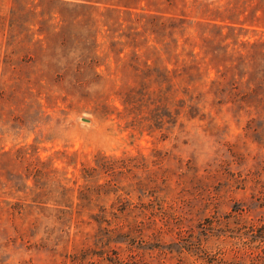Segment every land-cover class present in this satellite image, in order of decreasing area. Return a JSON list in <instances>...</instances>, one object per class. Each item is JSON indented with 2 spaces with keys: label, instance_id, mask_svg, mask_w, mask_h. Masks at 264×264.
<instances>
[{
  "label": "rangeland",
  "instance_id": "rangeland-1",
  "mask_svg": "<svg viewBox=\"0 0 264 264\" xmlns=\"http://www.w3.org/2000/svg\"><path fill=\"white\" fill-rule=\"evenodd\" d=\"M0 264H264V0H0Z\"/></svg>",
  "mask_w": 264,
  "mask_h": 264
}]
</instances>
